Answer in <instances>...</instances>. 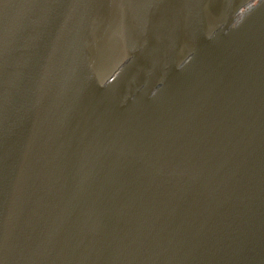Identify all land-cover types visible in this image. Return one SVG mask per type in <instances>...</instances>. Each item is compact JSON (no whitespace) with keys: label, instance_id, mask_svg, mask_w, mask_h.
Wrapping results in <instances>:
<instances>
[{"label":"water","instance_id":"water-1","mask_svg":"<svg viewBox=\"0 0 264 264\" xmlns=\"http://www.w3.org/2000/svg\"><path fill=\"white\" fill-rule=\"evenodd\" d=\"M0 264H264V0H0Z\"/></svg>","mask_w":264,"mask_h":264}]
</instances>
